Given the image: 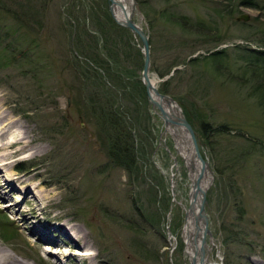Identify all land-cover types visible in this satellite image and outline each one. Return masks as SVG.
Masks as SVG:
<instances>
[{
	"label": "rangeland",
	"instance_id": "1",
	"mask_svg": "<svg viewBox=\"0 0 264 264\" xmlns=\"http://www.w3.org/2000/svg\"><path fill=\"white\" fill-rule=\"evenodd\" d=\"M239 1L133 0L131 13L150 36L159 91L194 129L210 125L208 258L264 264V0L257 8ZM46 5L45 24L26 32L12 31L0 8V111L34 146L10 158L8 175L0 168V243L29 264H190L191 181L148 97L141 39L112 17L109 0ZM107 111L132 130L133 144L118 148L131 169L109 156L116 138ZM11 174L31 178L30 187Z\"/></svg>",
	"mask_w": 264,
	"mask_h": 264
},
{
	"label": "bare ground",
	"instance_id": "2",
	"mask_svg": "<svg viewBox=\"0 0 264 264\" xmlns=\"http://www.w3.org/2000/svg\"><path fill=\"white\" fill-rule=\"evenodd\" d=\"M132 3H133V0H114V2L112 3V6H113L114 14L118 20L124 19L126 13L131 15L132 6H134ZM142 48L144 50L143 44H142ZM150 52H151V44H150ZM149 72H151V69L149 70ZM150 79H151L152 85L157 87L156 80L153 79L152 77ZM151 93L153 94V97L157 99L159 98V96L155 94L154 90H151ZM167 95L172 97L175 101H177L170 94H167ZM168 106L169 105L164 103V107L166 108L168 113L174 115L173 112H175V109L172 107H168ZM15 121H16V118H14L13 115H11L10 113H7L6 111L5 112L0 111V168L4 169L7 175H8L7 170L13 164L10 158L20 157V159H24V157H26V155L24 154H27V152L30 151L31 148L34 147L32 145H29L27 141L24 139V137L16 135L11 132V127L15 125ZM165 127H166L165 129L166 133L170 132L171 135L175 139V146H176L177 153H175L174 157L176 159V165L179 168L178 158H181L187 168L188 177L191 181L190 196L192 199L195 193V181L198 178L199 173L201 171V162L197 159L195 155V150L193 148L189 135L183 126L175 124V123H169V125L168 126L165 125ZM198 139H199L201 151L204 153L203 147L205 146L199 136H198ZM11 177L16 178L21 183H25V187H28V188L30 187L29 182H31V178H26L24 177V175H15V174H11ZM211 181H212V172L209 170V168H207L204 174L203 180L201 182L202 187L205 188L211 183ZM173 183H174L173 186L175 187L176 181L173 180ZM194 228H195L194 216L190 214L189 217L187 218V222L184 228V236H185L184 238L192 234L194 231ZM76 233L79 237L77 239L78 241L76 240L77 243H85L84 233L79 229H76ZM69 240L74 241L73 238L71 237H69ZM188 251L192 252L190 244L188 247ZM87 254H91V252ZM77 262L78 264H89L81 260H77ZM208 263L216 264V263H213V261H211L210 259L208 260ZM0 264H29V263L24 262L23 260L19 259L17 255L9 247H4L0 243Z\"/></svg>",
	"mask_w": 264,
	"mask_h": 264
},
{
	"label": "water",
	"instance_id": "3",
	"mask_svg": "<svg viewBox=\"0 0 264 264\" xmlns=\"http://www.w3.org/2000/svg\"><path fill=\"white\" fill-rule=\"evenodd\" d=\"M109 1H110V11L114 19L119 24L130 29L133 33L138 35V37L141 39L144 45L145 63L142 72V79L145 84L150 102L156 108H159L160 111L162 112L165 125L168 126L169 123H175L185 128V130L189 135L193 148L195 150V155L197 159L201 162V171L199 173L198 178L195 181V193L192 199L190 197V205L186 210V218H188L190 214L194 216L195 228L192 234L184 238L185 253L189 257L190 264H209L208 263L209 258L207 256V233L209 232V230H208V218L205 210V203L207 201V186L203 188L201 182L203 180L207 168H209L211 172L212 169L210 168L208 160L202 154L196 130L189 123L186 114L183 112L178 102L175 101L172 97L168 96L167 94H162L157 87L152 85L150 79L151 78L150 72H149L151 67L149 34L141 25H139L134 21L133 13H131L132 16L126 13L124 19L118 20L114 14L113 6H112L114 0H109ZM249 18L250 16L248 14H242L241 16L238 17V20H248ZM151 90H154L155 94L159 96L158 99L153 97ZM164 103L169 105L168 107H172L175 109V112H173L174 115L168 113V111L164 107ZM189 244L192 252L188 251ZM218 264H224V263L221 262Z\"/></svg>",
	"mask_w": 264,
	"mask_h": 264
},
{
	"label": "trees",
	"instance_id": "4",
	"mask_svg": "<svg viewBox=\"0 0 264 264\" xmlns=\"http://www.w3.org/2000/svg\"><path fill=\"white\" fill-rule=\"evenodd\" d=\"M47 1L48 0H0V8L2 9V11H4L6 14L10 16L9 18L10 24L8 26L10 27L12 31L22 29L23 32L24 31L26 32L28 27H31V26L37 27V25L42 26L43 24H45V11H47V8H48L46 5ZM239 3L240 5H244L247 7H252V8L259 7V4L256 0H240ZM174 17H176L177 22H179L183 26H185L187 24V21L190 20L186 16H174ZM198 25L199 24H197V26ZM14 45H16L18 50L20 49L21 44L19 43L18 40L12 42V47H14ZM261 52L264 53V50H262ZM222 53L223 51H216L212 53V58H213L214 63L213 62L211 63L217 65L216 66L217 68L219 67L218 64H222L220 62L221 61L220 59H224L223 57L224 55ZM191 60H192V63H195L196 58H193ZM86 64L87 63H85V65ZM102 67H103L102 64H100L99 66L98 64L95 63V67H94L95 69H102ZM172 67L173 66H171V68H169L167 72H169L172 69ZM97 73L99 74L98 70H97ZM107 113L108 115L106 116L103 115L104 124L109 122V125H111L112 129L114 130V135L116 138L115 145H112V148H111V150H113L111 152L112 154L109 156L111 157V160L113 162L118 161V163L121 164V167L125 165L127 169L128 168L131 169L129 158L126 157V154L123 152V150H125V146L127 147L128 142L129 143L132 142L131 144H133L132 130L128 126L127 120L124 118V116L122 117L118 115V113L113 114L109 111H107ZM185 113L187 117L189 118L190 122H192V120L190 119L189 113L186 110H185ZM195 129L201 135V140L204 144V140H206L209 136L210 125L208 123H203L201 126H197V128L195 127ZM119 147H121V149L123 148L124 149L121 150L120 152V149H118ZM116 148L117 150H114ZM7 232H8V229H7Z\"/></svg>",
	"mask_w": 264,
	"mask_h": 264
}]
</instances>
